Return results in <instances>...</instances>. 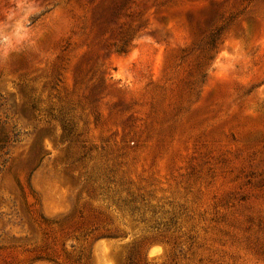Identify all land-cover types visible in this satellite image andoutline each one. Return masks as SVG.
Wrapping results in <instances>:
<instances>
[{"label":"rangeland","instance_id":"374dc122","mask_svg":"<svg viewBox=\"0 0 264 264\" xmlns=\"http://www.w3.org/2000/svg\"><path fill=\"white\" fill-rule=\"evenodd\" d=\"M0 264H264V0H0Z\"/></svg>","mask_w":264,"mask_h":264},{"label":"trees","instance_id":"16d2710c","mask_svg":"<svg viewBox=\"0 0 264 264\" xmlns=\"http://www.w3.org/2000/svg\"><path fill=\"white\" fill-rule=\"evenodd\" d=\"M5 141L3 140V142L0 144V152H1V149H2L3 145H5V143H6Z\"/></svg>","mask_w":264,"mask_h":264}]
</instances>
